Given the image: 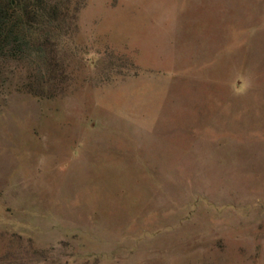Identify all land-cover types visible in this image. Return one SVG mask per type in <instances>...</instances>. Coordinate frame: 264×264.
Instances as JSON below:
<instances>
[{
  "label": "rangeland",
  "instance_id": "obj_1",
  "mask_svg": "<svg viewBox=\"0 0 264 264\" xmlns=\"http://www.w3.org/2000/svg\"><path fill=\"white\" fill-rule=\"evenodd\" d=\"M4 1L0 264H264V0Z\"/></svg>",
  "mask_w": 264,
  "mask_h": 264
},
{
  "label": "trees",
  "instance_id": "obj_2",
  "mask_svg": "<svg viewBox=\"0 0 264 264\" xmlns=\"http://www.w3.org/2000/svg\"><path fill=\"white\" fill-rule=\"evenodd\" d=\"M11 4L0 1V46H4L7 43L8 36L15 32L16 23H13L12 14L10 13Z\"/></svg>",
  "mask_w": 264,
  "mask_h": 264
}]
</instances>
